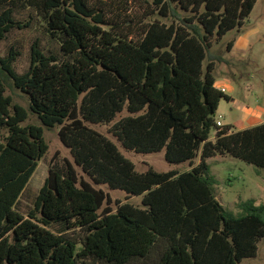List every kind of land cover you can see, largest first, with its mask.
<instances>
[{"label":"trees","instance_id":"trees-1","mask_svg":"<svg viewBox=\"0 0 264 264\" xmlns=\"http://www.w3.org/2000/svg\"><path fill=\"white\" fill-rule=\"evenodd\" d=\"M155 1L167 21L137 37L120 30L112 0H0V47L8 49L0 55V264H241L258 256L264 204L228 213L208 162L229 155L264 169V123L218 126L220 104L232 98L216 87L223 58L212 53L258 0ZM26 48L29 68L20 71ZM7 82L43 126L60 127L74 160L57 154L35 197L29 185L49 146L42 127L24 125L30 112L7 96ZM125 110L113 127L124 149L164 151L191 170L139 172L91 127ZM99 186L142 197V207L116 202L115 211Z\"/></svg>","mask_w":264,"mask_h":264},{"label":"rangeland","instance_id":"rangeland-1","mask_svg":"<svg viewBox=\"0 0 264 264\" xmlns=\"http://www.w3.org/2000/svg\"><path fill=\"white\" fill-rule=\"evenodd\" d=\"M110 4V3H108ZM129 4V5H128ZM264 0L257 3L252 15L246 20L244 27L240 30H234L228 33L221 43L215 44L212 53L222 57L223 61L217 62L215 77L220 87L227 83L229 90L234 98L233 103L224 101L221 104L218 118L222 122L232 123L236 129L241 130L250 125H259L264 120L243 124L247 112L258 110L264 106V35L257 36L260 20L262 18ZM122 9V11H121ZM114 17L120 15L117 19L120 23V30L125 33H132L133 36H140L146 24H151L156 20L167 21L159 15V8L155 0H112V10ZM116 20V19H115ZM135 38V40L137 39ZM243 38L248 40L250 46L246 51L236 50L232 54L228 50V44L231 41ZM7 46L0 47V55L7 54ZM29 54V48H26L25 55ZM18 63L20 71H26L29 68V55ZM207 64V62H206ZM7 96H10L18 105L25 107L29 112V100L21 91L14 88L11 82H7ZM125 110L117 120L111 125H91L92 128L111 139L119 147L120 151L130 159L139 172H146L153 168L158 172L166 173L178 170L185 173L191 170L188 163L177 165L166 161L165 152L153 154H140L134 151L124 149L118 138L113 133L114 124L129 116ZM24 125H35L44 130L45 141L49 146V152L40 162L39 167L34 174L30 185L29 195L35 197L44 186L49 173L51 160L60 154V157L67 158L74 162L71 152L62 143L59 131L60 127L47 128L34 116L29 113V120ZM212 140H215V132L212 134ZM210 175L216 181V192L218 200L224 209L235 216L244 213L243 204L250 200H255L256 205L264 204V169H259L240 159L229 155L218 156L210 159ZM199 163V159L196 164ZM80 176L89 180L83 171L76 167ZM107 192L114 204L113 209L117 210L116 202L131 203L137 207H142V197L128 198L127 194L120 190H111L107 186H99ZM241 264H264V239L259 244V252L256 258L245 259Z\"/></svg>","mask_w":264,"mask_h":264},{"label":"crops","instance_id":"crops-1","mask_svg":"<svg viewBox=\"0 0 264 264\" xmlns=\"http://www.w3.org/2000/svg\"><path fill=\"white\" fill-rule=\"evenodd\" d=\"M260 1H262V0H258V3ZM262 15H263L262 18H264V7H263V13H262ZM259 34H260V36L261 35H264V20L263 19L260 20L259 28H258V31H257V36ZM233 42H234V45L232 47V51H229L231 54L233 52H235L236 50L246 51V49L250 46L249 41L248 40H244L243 38H240L239 40H234ZM223 84H224L223 86H225V88H229L228 87L229 85H227V83L226 84L223 83ZM216 87L218 89H220V90H223L227 95L231 96L232 101L231 102H227L226 101L227 103H233L234 102L233 96L231 94H229V92H228L229 90H225L224 87L223 88L220 87L218 83L216 84ZM223 102L224 101H222L221 104ZM221 104H220V107H221ZM219 111H220V108H219ZM219 111H218V114H219ZM259 119L264 120V106L262 108H259L258 110H251L250 109V111L247 112V115H246V117H245V119L243 121V124H248L249 125L250 122H252V123L253 122H257V121H259ZM218 121H220L223 124V126H225V125H232L234 127V131H241V130H245V129H248V128L257 126V125H250V126H248L246 128L244 127L243 129L238 130V129H236V127L232 123L222 122L219 118H218ZM261 124H263V123H261Z\"/></svg>","mask_w":264,"mask_h":264},{"label":"built area","instance_id":"built-area-1","mask_svg":"<svg viewBox=\"0 0 264 264\" xmlns=\"http://www.w3.org/2000/svg\"><path fill=\"white\" fill-rule=\"evenodd\" d=\"M218 126H219V127H222L223 124H222L220 121H218Z\"/></svg>","mask_w":264,"mask_h":264}]
</instances>
